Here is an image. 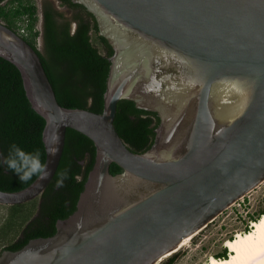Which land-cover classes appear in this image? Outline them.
<instances>
[{
    "label": "water",
    "instance_id": "1",
    "mask_svg": "<svg viewBox=\"0 0 264 264\" xmlns=\"http://www.w3.org/2000/svg\"><path fill=\"white\" fill-rule=\"evenodd\" d=\"M72 1L94 14L114 51L103 111L62 106L37 51L0 21V56L20 69L46 120L47 173L0 189V204L41 195L68 128L93 141L95 163L55 234L3 250L0 264H160L264 182V0ZM172 97L182 102L164 112ZM123 98L160 117L142 153L114 126ZM112 162L122 172L112 174Z\"/></svg>",
    "mask_w": 264,
    "mask_h": 264
},
{
    "label": "trees",
    "instance_id": "2",
    "mask_svg": "<svg viewBox=\"0 0 264 264\" xmlns=\"http://www.w3.org/2000/svg\"><path fill=\"white\" fill-rule=\"evenodd\" d=\"M60 2L71 10V14L67 15L54 7L50 0L44 1L41 4L42 30L36 28L38 6L33 0H0V21L19 33V21L25 23L26 18L27 34H19L39 54L62 106L102 112L111 63L109 57L114 52L113 48L99 32L94 14L84 5L72 0ZM40 35L43 50L37 44ZM94 37L98 44L94 42ZM45 123V118L36 111L27 96L20 69L0 56V160L8 155L9 146L15 143L25 151H38L44 165L46 151L42 136ZM159 123L157 112L138 108L131 99L118 101L114 126L134 152L142 153L151 147ZM95 158L96 147L93 141L83 133L68 128L61 160L46 189L28 202L7 205L11 211L4 227L12 226L15 216H20L22 220L18 234L0 248V254L6 249L18 250L30 239L55 234L57 221L69 217L76 210ZM122 170L117 163L110 164L112 174ZM64 173H67V178L62 187H57V181ZM38 175L27 182H20L6 165L0 164V189L21 190ZM262 213L264 207L253 220H257ZM248 230V227L244 229ZM8 233V229L0 230V235L6 236ZM227 250L225 247L214 256L227 257L230 253ZM176 256L174 253L160 264H173Z\"/></svg>",
    "mask_w": 264,
    "mask_h": 264
},
{
    "label": "rangeland",
    "instance_id": "3",
    "mask_svg": "<svg viewBox=\"0 0 264 264\" xmlns=\"http://www.w3.org/2000/svg\"><path fill=\"white\" fill-rule=\"evenodd\" d=\"M33 1L38 6L36 28L41 30L42 0ZM57 6L60 10L66 12L67 15L71 14V11H69L65 6H60L59 4H57ZM19 22L23 24V21ZM94 42L97 43V39L95 37ZM37 44L41 50L44 49L41 35L37 39ZM263 207L264 182L226 209L207 226L199 230L187 244L175 252L177 256L173 264H208L211 256H214L216 253H220L225 249L224 242L226 239L234 237L235 233L238 231L244 232V229L247 227L250 229L251 222ZM10 211L11 209L7 205L0 204V230H9V233L6 236L3 234L0 235V248L11 237L18 234L20 228V222L22 220L20 216H15L13 218L14 224L12 226H8L7 228L4 227V222L6 221L8 215H10ZM228 252L229 251L227 250V253ZM167 258H165V260Z\"/></svg>",
    "mask_w": 264,
    "mask_h": 264
},
{
    "label": "bare ground",
    "instance_id": "4",
    "mask_svg": "<svg viewBox=\"0 0 264 264\" xmlns=\"http://www.w3.org/2000/svg\"><path fill=\"white\" fill-rule=\"evenodd\" d=\"M174 97L168 99V103L162 106L164 112L179 107L181 100ZM195 234L186 237L177 250L187 244ZM224 246L230 251L228 256L224 258L211 256L208 264H264V213L251 222L248 231H238L234 237L226 239Z\"/></svg>",
    "mask_w": 264,
    "mask_h": 264
},
{
    "label": "clouds",
    "instance_id": "5",
    "mask_svg": "<svg viewBox=\"0 0 264 264\" xmlns=\"http://www.w3.org/2000/svg\"><path fill=\"white\" fill-rule=\"evenodd\" d=\"M0 164L6 165L18 177L20 182H27L37 174H43L42 178L47 177L45 166L40 159V153L38 151H25L15 143L9 146L8 155L0 160ZM66 178L67 173L62 174L57 181V187H62Z\"/></svg>",
    "mask_w": 264,
    "mask_h": 264
},
{
    "label": "flooded vegetation",
    "instance_id": "6",
    "mask_svg": "<svg viewBox=\"0 0 264 264\" xmlns=\"http://www.w3.org/2000/svg\"><path fill=\"white\" fill-rule=\"evenodd\" d=\"M46 1V0H42L41 1V4H43V2ZM52 2V4L54 5V7L58 8L57 4H59L60 6L63 5L61 4L60 0H50ZM65 6V5H63ZM66 7V6H65ZM69 11H71L68 7H66ZM41 16H42V10H41ZM43 22V20H42ZM73 26V29L75 28V24L72 25ZM42 30V29H41Z\"/></svg>",
    "mask_w": 264,
    "mask_h": 264
},
{
    "label": "built area",
    "instance_id": "7",
    "mask_svg": "<svg viewBox=\"0 0 264 264\" xmlns=\"http://www.w3.org/2000/svg\"><path fill=\"white\" fill-rule=\"evenodd\" d=\"M19 25H20V27L18 29L19 33L27 34V29H26L25 23L23 22V24L20 23Z\"/></svg>",
    "mask_w": 264,
    "mask_h": 264
}]
</instances>
